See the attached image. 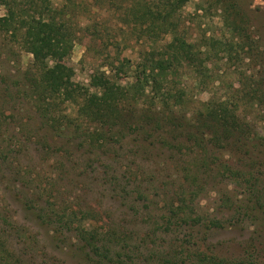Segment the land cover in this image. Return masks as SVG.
<instances>
[{
	"label": "rangeland",
	"instance_id": "obj_1",
	"mask_svg": "<svg viewBox=\"0 0 264 264\" xmlns=\"http://www.w3.org/2000/svg\"><path fill=\"white\" fill-rule=\"evenodd\" d=\"M155 1L15 0L17 26L26 14L52 15L72 34L60 61L76 85L89 89L101 73L126 85L136 81L142 54L168 42L153 43L140 18ZM226 1L187 0L177 13L186 43L223 42V53L210 48L204 75L183 62L174 71L177 118L195 130L206 103L226 102L243 123L233 143L240 137L244 146L203 156L185 132H161L170 143L160 132L123 139L60 99L51 125L29 89L32 55L19 35L0 29V239L9 256L4 262L0 252V264H204L205 257L264 264V214L257 206L250 219L242 210L264 201V0ZM5 13L0 4V18ZM148 99L119 108L137 119L157 111ZM177 206L184 211L173 217Z\"/></svg>",
	"mask_w": 264,
	"mask_h": 264
},
{
	"label": "trees",
	"instance_id": "obj_2",
	"mask_svg": "<svg viewBox=\"0 0 264 264\" xmlns=\"http://www.w3.org/2000/svg\"><path fill=\"white\" fill-rule=\"evenodd\" d=\"M186 1L156 0L144 5L140 18H143L148 24L145 29L148 36H155L153 43L157 45L162 40L161 38L168 37L169 39L167 43L157 47V49L149 50L147 53L142 54L140 62L136 66L137 70L135 69L136 81L126 85H121L117 80L104 73L95 74L91 78L89 89L76 85L72 81L71 69L60 61V55L71 48L72 34L69 27H66L62 22L57 23L52 15L48 21H45L42 15L41 18L37 19L26 14V17L17 26V17L19 15L16 13L17 4L15 0L10 2L0 0V4L6 7L5 15L0 18V29L2 32L12 36L19 35L25 45V49L32 55V68L35 70L36 75L29 80V89L35 95V109L43 115L45 121L51 122V125L55 121L52 115L56 106L54 102L56 99H60L62 103L70 102L75 104L80 117H84L93 123L97 122L103 129L107 128V131H109L113 128H118L116 133L112 132V135H118L123 139L131 135L132 141L138 142L141 139L150 137L152 133L157 134L160 132L161 140L170 143L166 141L165 134L185 132L184 142H193V147L195 144L198 149L200 148L199 151L203 156L209 149L212 150L228 144L233 146L236 132H243V123L235 111L227 106L228 103L226 102L206 103L205 112L198 116L199 124L195 130H191L190 127L189 130H186L185 122H181L173 110V107L177 108L182 102V94L173 92L170 86V78L174 71L182 65L181 62L190 66V68L195 67L198 71H201L199 75L202 76L208 70L203 63L210 59L208 57L210 48L212 51L216 50L217 53H223V42L220 40L207 39L202 45L203 49H200L199 46L195 48L193 45L186 43V39L178 33L180 19L177 13ZM215 1L219 5L227 2L226 0ZM18 18L20 19L21 17L19 16ZM230 47L228 46V48ZM91 88L94 91L91 92ZM259 90L263 94L262 89ZM145 96L146 98L149 97L148 100L152 105L155 104L157 111L143 114L134 119L129 117L131 115L129 113L127 116L124 115L123 110L119 108L120 103L125 99L135 103L138 99ZM165 108L166 112H164ZM50 115H52V118L49 117ZM161 132H164V135ZM207 135L210 136V141L206 142L204 137ZM84 137L86 138V136ZM85 138L80 141L82 146L86 142ZM239 141H242L240 137L235 141L237 145L233 147L240 148L244 146L238 145ZM241 144H244V142ZM208 145L212 148L208 147ZM204 166L206 167V165ZM187 189H190V187H187ZM181 196L183 200L179 199V201L185 206L187 203L185 194H181ZM179 206L175 209L173 207V217H176L175 212L184 211ZM257 206L260 208V214L263 215L264 201L256 203L253 208L242 209L245 211L243 214H246L247 217L250 214V219H252L255 214L248 210H257ZM237 209L235 213L241 216L238 206ZM216 222L212 223V228L219 226ZM53 224L54 222L51 220V225ZM5 243L6 239H0V252L3 254L2 259H4V262H6L5 259L9 258ZM87 245L97 249L92 243H87ZM203 263L230 264L216 257H205Z\"/></svg>",
	"mask_w": 264,
	"mask_h": 264
}]
</instances>
